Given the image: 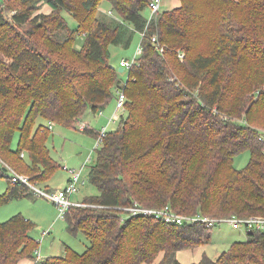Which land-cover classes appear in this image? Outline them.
<instances>
[{
    "label": "trees",
    "instance_id": "16d2710c",
    "mask_svg": "<svg viewBox=\"0 0 264 264\" xmlns=\"http://www.w3.org/2000/svg\"><path fill=\"white\" fill-rule=\"evenodd\" d=\"M178 1L147 19L149 0H0V165L47 181L59 164L45 145L46 122L97 138L99 130L78 121L105 109L117 88L126 96V116L105 132L88 172L97 194L83 201L102 207L71 205L63 216L70 234L87 237L86 249L66 246L34 264H141L160 255L155 264H182L179 250L209 243L212 228L201 222L118 209L135 203L264 216V0ZM42 3L50 13L39 12ZM62 11L75 19V31ZM142 32L138 63L122 81L108 46L128 48ZM36 120L45 124L33 131ZM245 150L249 159L236 168ZM0 173H7L3 165ZM27 195L26 184L9 178L0 204ZM33 226L21 213L0 222V264L33 259ZM245 232L217 258L204 253L190 264H264V232Z\"/></svg>",
    "mask_w": 264,
    "mask_h": 264
},
{
    "label": "rangeland",
    "instance_id": "374dc122",
    "mask_svg": "<svg viewBox=\"0 0 264 264\" xmlns=\"http://www.w3.org/2000/svg\"><path fill=\"white\" fill-rule=\"evenodd\" d=\"M168 0H162L160 9L165 10L171 6V3H166ZM172 2H175L172 0ZM108 6V4H106ZM24 7L20 4L19 8ZM104 8H107L104 6ZM103 10V9H102ZM143 14L147 19L152 15V11L146 7ZM62 15L67 22V29L76 30V21L72 15L67 11H62ZM66 29V30H67ZM65 30V29H63ZM61 35V34H60ZM141 34H135L131 45L128 48H122L117 45H109V58L108 61L113 67L118 69L119 61L121 58L132 59L133 55L137 52L140 46ZM84 44L83 34H78L74 41L76 48H81ZM137 55V54H136ZM128 75V69H123L120 72L119 77L122 81L126 79ZM116 91L113 92V99L101 112L89 113L86 112L84 121H78L77 126H82L87 122L91 127L96 130H100L105 127L106 131H110L117 127L119 119L109 122V117L115 112V99ZM122 116H126L125 110L119 111ZM39 123L45 124V120H36L33 126V131L36 129ZM19 139L18 132H15L11 141V147L15 148ZM96 137L89 135L83 131H80L78 127L70 128L53 122L50 132L46 135V147L49 154L59 164L57 169L51 175L47 181H33L31 182L28 172L20 171L18 174H22L28 177V181L38 188L45 189L46 185L48 189H58L65 186V182L68 176L67 170L74 169L80 171V181L78 190L70 197V201H83L84 197L94 196L97 194V189L88 180V172L90 166L95 160V147L99 145ZM21 156V155H20ZM249 159V151L245 150L236 155L234 158V166L236 168H242L246 165ZM6 168L5 164H1ZM26 168V167H25ZM7 169V168H6ZM11 172L8 170L4 175L0 173V193L4 192L8 186V180ZM28 195L22 198L13 199L7 203L0 204V222L7 220L11 216L21 213L29 220L32 221L34 226L29 231V234L34 237L37 242L36 249L33 251V262L35 260H44L48 256H61L64 254L65 247L69 246L77 252H82L86 249L89 243L87 237L80 231L77 234H70L66 230V223L64 218L60 216L59 207L51 200L37 195V193L28 185ZM43 231H47L46 234H42ZM246 239V232L241 229H235L228 224H220L211 229V238L209 243L199 246L194 249L182 250L178 253L179 258L184 261L193 262L198 260L199 256L204 252L207 256L214 258L218 253L225 250L231 243L236 241H242ZM37 255L39 257H37ZM142 263V264H155Z\"/></svg>",
    "mask_w": 264,
    "mask_h": 264
},
{
    "label": "built area",
    "instance_id": "2783aa9c",
    "mask_svg": "<svg viewBox=\"0 0 264 264\" xmlns=\"http://www.w3.org/2000/svg\"><path fill=\"white\" fill-rule=\"evenodd\" d=\"M162 4V0H149L148 8L153 13H157L160 11V7ZM107 13H111V10H107ZM141 36L144 35V32L140 33ZM151 41L155 44L156 49L160 52L163 51V46L160 45L157 40L156 36H151ZM141 50L139 46L137 52L133 55L132 59L121 58L119 61V66L123 69H129L136 63H138V55ZM137 54V55H136ZM182 54L179 55L182 58ZM126 101V96L124 90L122 88L116 89V97H115V112L109 117V122L117 120L121 117V113L119 111L124 109V103ZM53 125V121H47L45 126L48 129H51ZM83 126V125H82ZM81 126V127H82ZM106 130L105 127H102L99 131V135L96 138L97 143H101L102 137L104 136ZM7 166L8 164L5 163ZM7 171L11 172L9 176L10 181L12 183L20 182L24 184H28L36 193L42 197H45L59 207L60 216H64L66 209L71 206H89V207H102L99 204H92V203H85L84 201H70V197L77 192L79 184H82L83 181H80V171L74 169H68L64 166V168L69 173L68 180L66 185L63 188L55 189V190H45L38 188L28 181V177L22 174L16 173L11 167L7 166ZM122 211H126L129 214L136 215V214H146L153 216L155 218L162 219L167 223H174V224H183V223H193V222H201L205 225V227L213 228L220 224H228L230 227L235 229H241L244 231L247 230H259L264 232V216L260 215H248V216H238V215H226V216H210L201 213L195 214H181L175 212L169 205H165L160 208H152V207H145L138 204H134L129 207H122L118 208ZM47 231H43L42 234H46ZM37 257H39L37 255ZM36 262V260H35Z\"/></svg>",
    "mask_w": 264,
    "mask_h": 264
},
{
    "label": "crops",
    "instance_id": "0c3cea01",
    "mask_svg": "<svg viewBox=\"0 0 264 264\" xmlns=\"http://www.w3.org/2000/svg\"><path fill=\"white\" fill-rule=\"evenodd\" d=\"M175 2H172V0H168L166 3H171V6L170 7H168L167 9H170V8H172V7H176L178 4H179V1L178 0H174ZM104 6H106L107 8H104ZM110 7L109 6H107V5H103L102 7H101V9H103L104 11H107L108 9H109ZM50 11H51V7L48 5V4H46V3H42L41 4V6H40V9H39V12H42V13H45V14H47V13H50ZM104 110V109H103ZM103 110H101V111H103ZM100 111V112H101ZM87 112H89V113H94V112H91V111H87ZM84 116H85V114L83 115V117H82V119L81 120H83L84 121ZM80 120V121H81ZM85 123H87V122H85ZM87 126L88 127H91L88 123H87ZM93 128V127H92ZM95 129V128H94ZM80 131H82V130H80ZM100 131V130H99ZM68 177H69V173H68V176H67V179H66V182H67V180H68ZM66 182H65V185H66ZM57 189V188H56ZM58 189H60V188H58ZM51 190H55V189H51ZM27 218V217H26ZM184 250H187V249H184ZM189 250H191V249H189ZM182 250H179L177 253H176V257H177V259H178V261L180 262V263H182V264H190V263H192V262H188V261H184V262H182V260L179 258V256H178V253L179 252H181ZM204 254V252H202V254L199 256V258H198V260H196V261H193V262H197V261H199L200 259H201V257H202V255ZM220 255V253H218L217 255H216V257H214L213 259H215V258H217L218 256ZM160 257H161V255L156 259V262L160 259ZM17 264H34V262H33V260L31 259V258H21L20 260H19V262L17 263ZM142 264V263H141Z\"/></svg>",
    "mask_w": 264,
    "mask_h": 264
},
{
    "label": "water",
    "instance_id": "95a60500",
    "mask_svg": "<svg viewBox=\"0 0 264 264\" xmlns=\"http://www.w3.org/2000/svg\"><path fill=\"white\" fill-rule=\"evenodd\" d=\"M117 70H118V72H121V71H123V68L119 67Z\"/></svg>",
    "mask_w": 264,
    "mask_h": 264
}]
</instances>
